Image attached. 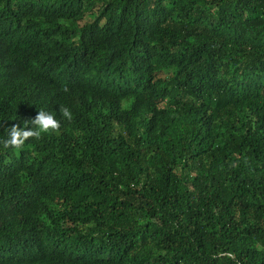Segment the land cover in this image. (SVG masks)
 Segmentation results:
<instances>
[{"label":"trees","instance_id":"1","mask_svg":"<svg viewBox=\"0 0 264 264\" xmlns=\"http://www.w3.org/2000/svg\"><path fill=\"white\" fill-rule=\"evenodd\" d=\"M41 110L0 264H264V0H0V141Z\"/></svg>","mask_w":264,"mask_h":264},{"label":"clouds","instance_id":"2","mask_svg":"<svg viewBox=\"0 0 264 264\" xmlns=\"http://www.w3.org/2000/svg\"><path fill=\"white\" fill-rule=\"evenodd\" d=\"M64 91H67V88ZM60 112L66 119H72V113L68 108L61 107ZM27 124H30L31 127H28ZM0 127H3V124H0ZM60 128L61 123L59 120L49 112L41 110L35 118L26 120L23 128L18 124H13L7 128V138L0 141V143H2L5 149L20 150L29 139H40L43 134L58 133Z\"/></svg>","mask_w":264,"mask_h":264}]
</instances>
